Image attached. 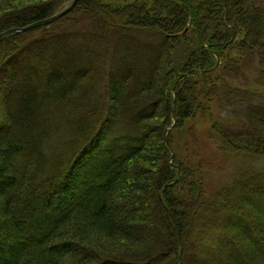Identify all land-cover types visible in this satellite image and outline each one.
Here are the masks:
<instances>
[{
  "label": "trees",
  "instance_id": "obj_1",
  "mask_svg": "<svg viewBox=\"0 0 264 264\" xmlns=\"http://www.w3.org/2000/svg\"><path fill=\"white\" fill-rule=\"evenodd\" d=\"M0 59V264H264V0H79Z\"/></svg>",
  "mask_w": 264,
  "mask_h": 264
},
{
  "label": "rangeland",
  "instance_id": "obj_2",
  "mask_svg": "<svg viewBox=\"0 0 264 264\" xmlns=\"http://www.w3.org/2000/svg\"><path fill=\"white\" fill-rule=\"evenodd\" d=\"M17 2H18V4H20L21 6H27V5H34V4H38V3H44V2H47V1H49V0H16ZM73 1L74 0H65L64 2H63V6L61 7V11L62 10H64V9H67L68 7H70V5L73 3ZM124 44H127L126 42H124ZM131 44H132V42H131ZM133 44H138V43H133ZM132 44V45H133ZM140 47L142 46V45H140V44H138ZM127 47V46H126ZM127 48H129V46L127 47ZM138 50H140V51H144V52H146V53H148V54H150V56H151V58H152V60H153V58H154V53L149 49V48H147V47H145V45H143V47H142V49H138ZM180 55L181 56H183L184 57V55H182L181 53H180ZM178 58H176V62H174L175 64H181V62L179 61V59L177 60ZM0 61H1V59H0ZM174 61H175V59H174ZM178 61V62H177ZM4 67V66H3ZM19 68H21V65H19ZM10 70V68L9 67H4V70L2 71V73L0 72V109L3 107L2 106V100H1V97H2V93H4V91L6 90V88L8 87V85L7 84H9L10 83V81H9V79H8V75H7V73H8V71ZM0 71H1V69H0ZM77 104H78V102H77ZM2 106V107H1ZM73 108V110H75V108L74 107H72ZM77 108V107H76ZM73 116H75V115H73ZM202 118H203V116L202 115H199L198 116V118L195 120V124H197V126H198V132L199 133H202L201 134V141H202V146H203V148L202 149H204L205 151H207V152H209L210 153V150H209V148H204V144H205V142H207V140H206V138H205V135L203 134L204 133V130H203V128L201 127V120H202ZM191 125V124H190ZM193 125H194V123H193ZM190 131V130H189ZM188 133V132H187ZM187 133H185L187 136H188V134ZM185 135H183V137H184ZM263 137V136H262ZM262 137H260V138H262ZM176 138V140H175V142H176V145H178V147H182L183 146V144H185L188 140H187V138H184L183 140H181L178 136H176L175 137ZM179 143H180V145H179ZM182 143V144H181ZM201 151H203V150H201ZM231 171V172H230ZM238 172V169H237V167H233L231 170H228V172H227V174L229 175V173H230V175H235L236 173ZM222 176V178H223V180H222V182H225V178H227L226 177V173H225V176H223V175H221ZM221 182V183H222ZM209 184H210V182H209ZM215 185H218V184H215ZM258 203H263L262 201H260V202H258ZM247 207V206H246ZM235 208H243V206H240V207H237V205H234V204H229L228 205V207L226 208V211H225V213H224V215L223 214H220V215H216V214H213V213H211V214H208V215H206L205 216V219L206 220H208V222H207V226H204V227H201V222L203 221V220H205L204 218H201V217H196L195 219H194V221H193V224H192V226H191V229H190V233H192L193 235L195 234H197L198 235V237L199 236H205L206 237V239H207V241H210L209 243H212V242H214V238H216V235H214L215 233L213 232V231H208L209 230V228L211 227V226H220L221 227V229L222 230H226L227 229V226H226V224H225V222L224 221H226V218H227V216L228 215H226V213H230V211H233V210H235ZM221 230V231H222ZM215 231V230H214ZM190 236V235H189ZM188 236V237H189ZM206 239H204L203 240V242L204 241H206ZM199 241V240H198ZM208 243V244H209ZM212 253H213V251H211L210 252V254H209V259L207 258L206 260H208L207 262H214V258H213V256H212ZM198 253H195V255H197ZM199 255V254H198ZM197 257H199V256H195V258H197ZM194 261V260H193ZM195 262V261H194ZM189 264H194L193 262L192 263H189Z\"/></svg>",
  "mask_w": 264,
  "mask_h": 264
},
{
  "label": "water",
  "instance_id": "obj_3",
  "mask_svg": "<svg viewBox=\"0 0 264 264\" xmlns=\"http://www.w3.org/2000/svg\"><path fill=\"white\" fill-rule=\"evenodd\" d=\"M78 2H79V0H74L73 3L70 5V7H68L67 9H65L64 11H62L61 13H59L58 15H56L52 18L34 23V24H32L28 27H25V28L12 29V30H9L5 33H1L0 34V40L5 39L6 37H8L12 34H23V33H26V32H29V31H32L35 29H39V28L51 25V24L57 22L58 20H60L61 18L67 16L69 13H71L74 10V8Z\"/></svg>",
  "mask_w": 264,
  "mask_h": 264
}]
</instances>
